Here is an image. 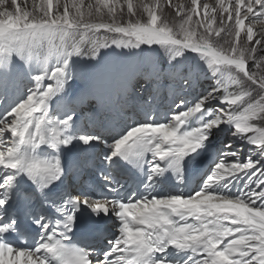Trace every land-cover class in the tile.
<instances>
[{
  "label": "snow or ice",
  "instance_id": "1",
  "mask_svg": "<svg viewBox=\"0 0 264 264\" xmlns=\"http://www.w3.org/2000/svg\"><path fill=\"white\" fill-rule=\"evenodd\" d=\"M97 100L122 123L97 122ZM88 166L106 190L48 192ZM0 169V221L17 174L57 215L25 247L0 223V264H264V0H0ZM82 209L114 231L73 241Z\"/></svg>",
  "mask_w": 264,
  "mask_h": 264
},
{
  "label": "rangeland",
  "instance_id": "2",
  "mask_svg": "<svg viewBox=\"0 0 264 264\" xmlns=\"http://www.w3.org/2000/svg\"><path fill=\"white\" fill-rule=\"evenodd\" d=\"M117 51H120V50L118 49ZM114 58H116V54L115 53H110L108 59L111 60V59H114ZM144 84H145V86L148 87V85L145 82H143V81H138L137 82L136 88L138 89V91H141V89H142L141 86H143ZM79 87H80V81L77 79L76 84L73 87V90H76Z\"/></svg>",
  "mask_w": 264,
  "mask_h": 264
},
{
  "label": "bare ground",
  "instance_id": "3",
  "mask_svg": "<svg viewBox=\"0 0 264 264\" xmlns=\"http://www.w3.org/2000/svg\"><path fill=\"white\" fill-rule=\"evenodd\" d=\"M68 153L71 154V155H72V154L77 155V153H78V149L75 148V147H73V148H70L69 151H67V150L64 151V152H63V158H64V155H65V154H68ZM72 194H75V193L72 191Z\"/></svg>",
  "mask_w": 264,
  "mask_h": 264
}]
</instances>
